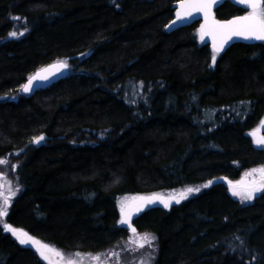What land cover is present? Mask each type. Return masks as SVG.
I'll use <instances>...</instances> for the list:
<instances>
[{
  "label": "trees",
  "instance_id": "1",
  "mask_svg": "<svg viewBox=\"0 0 264 264\" xmlns=\"http://www.w3.org/2000/svg\"><path fill=\"white\" fill-rule=\"evenodd\" d=\"M179 1L0 0V172L18 186L0 218V264H49L4 224L65 253L116 249L122 264H264V189L233 195L264 183L242 184L264 168L252 135L264 41L213 63L200 22L168 29ZM247 12L232 0L215 10ZM57 61L64 79L20 94ZM187 188L199 191L136 216L135 235L120 223L121 196ZM145 234L151 244L132 241Z\"/></svg>",
  "mask_w": 264,
  "mask_h": 264
},
{
  "label": "snow or ice",
  "instance_id": "2",
  "mask_svg": "<svg viewBox=\"0 0 264 264\" xmlns=\"http://www.w3.org/2000/svg\"><path fill=\"white\" fill-rule=\"evenodd\" d=\"M219 0H189L187 3H181L180 4V11L176 13L177 21H183L187 17H190L192 15V12H203L206 22L208 21L209 16L211 15V9L215 3H218ZM238 3L244 4L247 8H250L251 11L248 13V15L237 17L235 19L226 21V22H219L212 20V27L211 30L206 31L205 26H202L201 28V34L200 38L203 41L206 35H212L213 36V48H214V54L212 56L213 63L215 62L216 55L219 54V52L223 49L224 44L228 42L232 37H243L244 39H254V40H260L264 41V0H237ZM18 19V18H16ZM175 24V21L173 22ZM222 30V39L220 40L219 44L216 43V35L215 33L217 31ZM23 35V33H20ZM11 36H16L17 34L15 32L10 33ZM51 67L59 68L63 67L66 68L67 64L64 62H58L57 65H53ZM43 73H49V69H42L41 71L37 72L35 75L29 78L28 83L23 86V91L28 92L32 88V83L34 80H46L48 79L47 75H44ZM50 74V73H49ZM261 126L264 127V121L261 122ZM252 135H255V133H252ZM44 139L43 136H40L34 140V143H40ZM256 143L258 145L264 144V137L257 139ZM4 161H0V163H3ZM258 171L261 174H264V168H260ZM206 187V185H205ZM264 189V183L260 184L258 187L253 188L251 191H247L245 193L237 192L233 190L234 196H241L243 200H251L253 198V194L257 191H260ZM194 191H199V189H193V188H187L184 191H182L179 196L180 199H184L187 197L189 193H192ZM14 195V193H12ZM0 196H2L3 203L0 204V218L7 215L8 206L10 204V197L5 196L2 193H0ZM140 200V201H146L148 204L154 203L156 201H159L164 205V207H169L172 200H175L176 203L180 202V199H176L175 196L169 197L167 200L162 196H153V197H139V198H133V200ZM142 205H137L135 207V211L139 212L141 210ZM121 211H122V219L120 221L121 224H130V217L132 212L125 211V205H121ZM4 230L12 232L13 235L19 239V242L21 244H32L37 245V251L39 252L40 256L44 258L45 260H48L49 257L46 253H52L56 256H62L61 253H59L57 250L50 248L47 245L41 244L39 241L34 240L32 237L28 236L27 233L23 232L22 230L14 229L10 225L4 224ZM131 231L133 234H136V229L132 228ZM155 239V237H150L147 234L144 236H140L139 240L143 241V243H140L138 246L143 247L144 243L151 244V241ZM95 259H98L95 258ZM49 264H51V261H49ZM68 264H72V261H68Z\"/></svg>",
  "mask_w": 264,
  "mask_h": 264
},
{
  "label": "rangeland",
  "instance_id": "3",
  "mask_svg": "<svg viewBox=\"0 0 264 264\" xmlns=\"http://www.w3.org/2000/svg\"><path fill=\"white\" fill-rule=\"evenodd\" d=\"M11 97H14V99H17L16 96H11ZM5 98L6 97H4L2 99H5ZM262 128L263 127L260 125L256 129H262ZM254 173H257V174L255 175ZM254 173H252V175L256 176L254 178V181L253 180H249L248 178H246V179L243 180L244 183H242V184H249L248 186H250L252 184H256L257 183V177L259 175H264V174H261L258 171L254 172ZM242 187H244V186L242 185ZM251 188L252 187H245L244 189H247L246 191H251ZM17 189H18V186L15 185L14 182L11 181L9 178H7L4 173L0 172V193H2L5 196H9L10 197L9 206L13 202V199L16 197ZM182 191H184V189L155 192V193H150V194H128V195L121 196L119 198V200H118V205H119L120 213H121V219H122V211H121V205L122 204L125 205V211H129V210L131 211L132 210V214H131V217H130V222H132V220L136 216H138L140 213H142L144 210H146L147 208H149L151 206L160 205V206L164 207V205L162 203H160L159 201H156L154 203L148 204L146 201H140L138 199L137 200H133V198L153 197V196L159 195V196L164 197L166 200L169 197H172V196H175L176 199H178L180 197L179 194ZM235 191H237V192L240 191L239 187L235 188ZM12 193H14V195ZM0 202L3 203L2 196H0ZM174 203H175V200H172L169 207H171ZM137 205H142L141 210L139 212L135 211V207ZM169 207H166V208H169ZM12 228L18 229V230H22V229L15 228V227H12ZM22 231L25 232L24 230H22ZM8 232L12 234V232H10V231H8ZM13 236L17 239V237L15 235H13ZM28 236L32 237L36 241H39L43 245H47L50 248H53V249L57 250L59 253L62 254V256H56V255H54L52 253H46L48 255L49 259L45 260L44 258H42L40 256L39 252L37 251V247H38L37 245L23 244L25 246H29L32 249H34L44 261H47L48 263H49V261H51V264H68V261H72V264H122L121 255H123V253L118 255L116 249H112V250H110L108 252H101V253H96V254L95 253L82 252V251L65 253L64 251L59 250L58 248L53 247V246L45 243L44 241H42V240H40V239H38L36 237H33V236L29 235V234H28ZM142 236H144V235H142ZM17 240L19 241V239H17ZM132 241L134 243L135 242L143 243V241L139 240V237H135L134 239H132ZM109 253H111L110 258L108 257ZM97 257H98V259H95Z\"/></svg>",
  "mask_w": 264,
  "mask_h": 264
},
{
  "label": "water",
  "instance_id": "4",
  "mask_svg": "<svg viewBox=\"0 0 264 264\" xmlns=\"http://www.w3.org/2000/svg\"><path fill=\"white\" fill-rule=\"evenodd\" d=\"M227 0H219L218 3H215L211 9V15L209 16L208 18V21L206 22L205 20V17H204V13L203 12H192V15L190 17H187L185 20L183 21H177V17H176V13L178 11H180V4L181 3H187L189 2V0H180L177 4V7H176V11H175V16L174 18L172 19V21L170 22V29L171 30H176L178 28H181V27H187V26H191L193 23L195 22H200L199 23V30H200V34H201V28L202 26H205V30L206 31H209L211 30V27H212V20L214 19L215 21H219V22H226V21H229V20H232V19H235L237 17H241V16H245V15H248V14H243V15H237V16H234L232 18H229V19H225V20H220V19H217L216 18V15H215V10L217 9V7L222 4L223 2H225ZM234 3H236L238 6H241L243 8L246 9V6L244 4H241V3H238L237 0H232ZM247 10L251 11L250 8H247ZM175 21V24H173V22ZM222 30L220 31H217L215 33L216 35V43L219 44L220 40L222 39V34H221ZM204 43L206 44H209L211 49L214 51V48H213V36L212 35H206L204 40H203ZM237 42H246V43H255V42H260V40H254V39H244L243 37H232L230 40H228L227 43L224 44V47L223 49L219 52V53H223L224 51H226L232 44L234 43H237ZM58 62H62V61H57V62H54V63H51L39 70H37L34 74H32L30 77H32L33 75H35L37 72L41 71L42 69H49V73H43L44 75H47L48 76V79L46 80H34L33 83H32V88L30 91L28 92H24L23 91V86L26 85L28 83V80L22 85V88L20 90V93L22 95H32L34 94L36 91L40 90V89H44L46 87H49L57 82H59L60 80L64 79L66 76H67V73H66V68H59V70H57V68L55 67H51L53 65H57ZM264 129H257L254 131L255 133V136L257 139L259 138H262L264 137ZM264 145V144H263ZM215 183H218V179H215L214 180ZM132 212V210H131ZM9 225V224H7ZM129 228H130V231L132 228H135V226L130 223L128 224ZM136 229V228H135ZM137 231V229H136ZM132 232V231H131Z\"/></svg>",
  "mask_w": 264,
  "mask_h": 264
},
{
  "label": "bare ground",
  "instance_id": "5",
  "mask_svg": "<svg viewBox=\"0 0 264 264\" xmlns=\"http://www.w3.org/2000/svg\"><path fill=\"white\" fill-rule=\"evenodd\" d=\"M171 21H172V20H171ZM171 21H170V22H171ZM170 22H169V24H168V29H169L170 31H176V30L180 29V28H178V29H176V30H171V29H170ZM181 28H183V27H181ZM232 45H233V44H232ZM21 88H22V86H21ZM20 90H21V89H20ZM20 94H21V93H20Z\"/></svg>",
  "mask_w": 264,
  "mask_h": 264
}]
</instances>
